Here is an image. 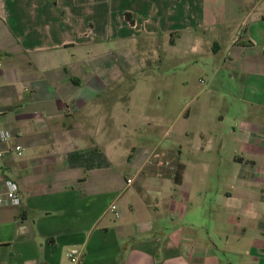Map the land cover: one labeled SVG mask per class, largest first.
I'll return each instance as SVG.
<instances>
[{
  "label": "crops",
  "instance_id": "0c3cea01",
  "mask_svg": "<svg viewBox=\"0 0 264 264\" xmlns=\"http://www.w3.org/2000/svg\"><path fill=\"white\" fill-rule=\"evenodd\" d=\"M138 83L189 143H138ZM0 131V264H264V0H0Z\"/></svg>",
  "mask_w": 264,
  "mask_h": 264
},
{
  "label": "rangeland",
  "instance_id": "374dc122",
  "mask_svg": "<svg viewBox=\"0 0 264 264\" xmlns=\"http://www.w3.org/2000/svg\"><path fill=\"white\" fill-rule=\"evenodd\" d=\"M152 68V66H151ZM153 69V68H152ZM168 71V69H166ZM148 70L147 75L149 76V80L152 81V84H158L157 82L153 81L154 77H152L151 74H149ZM202 75H196L193 79L194 85L197 88V92L200 93V95H204L203 87H205V84L202 82H197V79H202ZM169 81L173 79V76L168 77ZM171 79V80H170ZM140 84V85H139ZM223 86H228L227 83H218V87L220 88V91L223 90ZM141 83H138V86L136 87V90L132 93L126 94L125 98L122 99L125 103H129L132 110L131 114H133L134 119L136 120L137 117L142 114V116L150 118V125L147 123H135V128L139 127L140 134L135 135L136 140L138 143H144L145 145L154 146L156 144H159L160 146L164 143L166 139H168L169 132L172 134L173 137H176L179 135L181 130L188 129L191 131V134H189L188 137H183L182 143H189L191 141L192 135L195 134V128H196V116L193 115V106H190L191 108L188 109V115L189 118L186 119L185 117H181L182 119H179V112L181 111V104L179 101L177 102H169V96L168 95H174V94H166L163 92H159L158 89H156L155 92H146L145 88H143ZM181 97H183V103L187 100L186 94H180ZM219 98V97H218ZM218 98L215 99L218 100ZM220 100H222L220 98ZM188 102V100H187ZM186 109H184L185 111ZM167 114L169 116V120H167L164 115ZM145 121H148L147 119ZM131 124H129L128 129L132 127ZM136 125V126H135ZM169 129L170 131L166 133V130ZM130 134V131L126 132ZM143 139V140H142ZM140 141V142H139ZM156 160V159H155ZM154 160V161H155ZM155 162H159L156 160ZM163 162V161H162ZM160 166L166 167L165 169L169 170V167L174 168L175 164L169 159V164L165 166L164 164H161Z\"/></svg>",
  "mask_w": 264,
  "mask_h": 264
},
{
  "label": "built area",
  "instance_id": "2783aa9c",
  "mask_svg": "<svg viewBox=\"0 0 264 264\" xmlns=\"http://www.w3.org/2000/svg\"><path fill=\"white\" fill-rule=\"evenodd\" d=\"M0 143L5 144L7 146V150H0V158L3 156L5 152H13L16 156H21L22 147L17 144H12V136L7 131H0ZM5 186L4 197L7 203L10 206H18L20 204V198L18 195V188L16 184L9 180H2ZM109 210L113 213L114 217L117 218L119 215L118 207L116 204L112 203L109 206ZM79 251L76 249H70L67 253V257L71 263L76 264L79 260Z\"/></svg>",
  "mask_w": 264,
  "mask_h": 264
},
{
  "label": "trees",
  "instance_id": "16d2710c",
  "mask_svg": "<svg viewBox=\"0 0 264 264\" xmlns=\"http://www.w3.org/2000/svg\"><path fill=\"white\" fill-rule=\"evenodd\" d=\"M126 17H127L128 21H130V19L128 18V15H126ZM172 176H173L174 183H176V184L180 183V180H181V166H176V168L172 172Z\"/></svg>",
  "mask_w": 264,
  "mask_h": 264
}]
</instances>
